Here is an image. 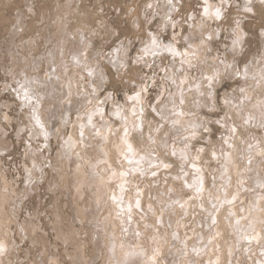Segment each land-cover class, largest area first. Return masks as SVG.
<instances>
[{
    "label": "clouds",
    "instance_id": "1",
    "mask_svg": "<svg viewBox=\"0 0 264 264\" xmlns=\"http://www.w3.org/2000/svg\"><path fill=\"white\" fill-rule=\"evenodd\" d=\"M0 264H264V0H0Z\"/></svg>",
    "mask_w": 264,
    "mask_h": 264
}]
</instances>
